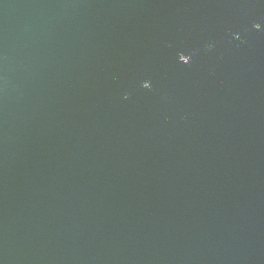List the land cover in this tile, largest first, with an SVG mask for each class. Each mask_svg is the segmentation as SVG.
Segmentation results:
<instances>
[{
    "label": "water",
    "instance_id": "water-1",
    "mask_svg": "<svg viewBox=\"0 0 264 264\" xmlns=\"http://www.w3.org/2000/svg\"><path fill=\"white\" fill-rule=\"evenodd\" d=\"M0 264H264V0H0Z\"/></svg>",
    "mask_w": 264,
    "mask_h": 264
}]
</instances>
